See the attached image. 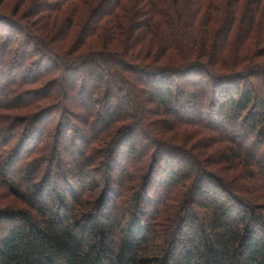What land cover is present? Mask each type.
Here are the masks:
<instances>
[{"label": "trees", "instance_id": "1", "mask_svg": "<svg viewBox=\"0 0 264 264\" xmlns=\"http://www.w3.org/2000/svg\"><path fill=\"white\" fill-rule=\"evenodd\" d=\"M0 264H264V0H0Z\"/></svg>", "mask_w": 264, "mask_h": 264}, {"label": "rangeland", "instance_id": "2", "mask_svg": "<svg viewBox=\"0 0 264 264\" xmlns=\"http://www.w3.org/2000/svg\"><path fill=\"white\" fill-rule=\"evenodd\" d=\"M9 4H10V6H13V4H14V2L13 1H11V2H8ZM19 7H20V10H19V12H18V14H20V13H22L23 11H25L27 8H25V7H23L20 3H18L17 4ZM21 113H23L24 111H20ZM45 121L44 120H42V123H44ZM202 133V135L203 136H205L206 134H204V132H201ZM203 136H199V137H197L196 138V140H198L199 138H201V137H203ZM175 138L178 140L177 141V143H179L180 145H182L183 147H186L187 146V148L188 149H190V150H194V148L193 147H195V146H197L196 144H187V142H185V143H182V141L181 140H179L180 139V137H179V135H175ZM215 149H217V147H215V148H213V149H211V151H215ZM65 159L66 160H68L66 157H65ZM156 173V172H155ZM154 173V174H155ZM155 177L157 178L158 176L155 174Z\"/></svg>", "mask_w": 264, "mask_h": 264}]
</instances>
